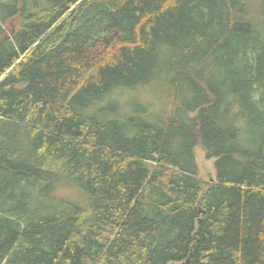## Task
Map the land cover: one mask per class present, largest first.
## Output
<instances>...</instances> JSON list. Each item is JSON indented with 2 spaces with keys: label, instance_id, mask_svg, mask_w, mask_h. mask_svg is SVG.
I'll return each mask as SVG.
<instances>
[{
  "label": "trees",
  "instance_id": "16d2710c",
  "mask_svg": "<svg viewBox=\"0 0 264 264\" xmlns=\"http://www.w3.org/2000/svg\"><path fill=\"white\" fill-rule=\"evenodd\" d=\"M0 264H264V0H0Z\"/></svg>",
  "mask_w": 264,
  "mask_h": 264
},
{
  "label": "rangeland",
  "instance_id": "374dc122",
  "mask_svg": "<svg viewBox=\"0 0 264 264\" xmlns=\"http://www.w3.org/2000/svg\"><path fill=\"white\" fill-rule=\"evenodd\" d=\"M195 159L198 166L199 176L207 181L215 178V169H214V159H209L206 157L204 150L200 145H197L194 150ZM62 193H69L71 190L63 189Z\"/></svg>",
  "mask_w": 264,
  "mask_h": 264
},
{
  "label": "water",
  "instance_id": "95a60500",
  "mask_svg": "<svg viewBox=\"0 0 264 264\" xmlns=\"http://www.w3.org/2000/svg\"><path fill=\"white\" fill-rule=\"evenodd\" d=\"M213 179H211V181H212Z\"/></svg>",
  "mask_w": 264,
  "mask_h": 264
}]
</instances>
